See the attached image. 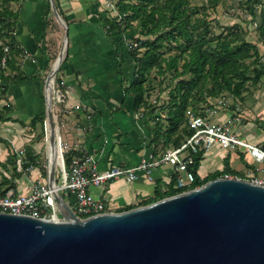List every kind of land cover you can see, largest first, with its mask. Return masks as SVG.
I'll return each mask as SVG.
<instances>
[{"label": "rangeland", "instance_id": "rangeland-1", "mask_svg": "<svg viewBox=\"0 0 264 264\" xmlns=\"http://www.w3.org/2000/svg\"><path fill=\"white\" fill-rule=\"evenodd\" d=\"M68 1L71 2H69L70 6L76 7L75 21H78L76 23L79 25L84 23L97 26L99 32L93 34L90 27L87 37L85 36L81 42L82 46L79 48L84 50L83 57L86 59V63L81 65L82 71L78 69L76 63H70V67L76 76L79 72L86 73L85 82L83 80H77V83L72 81V84H74L73 88H70L62 78L64 76L63 67L65 61L69 60L71 51L70 40L67 38L61 64H59L54 75L51 89V111L55 115L58 126V134L55 133L57 135V144L60 137L64 147L66 145L70 146L68 134L73 132L70 127L75 124L74 129H77V126H79V115H71V112H80L76 111L78 108L87 117H90L93 111H96L95 107H92L96 106L92 105L91 99L93 95L88 91L93 90L95 86L99 88L98 77L103 78L105 87H109L113 83L118 85L121 79L124 86H129L135 70L134 61L130 56L134 49L129 48V44L136 41L138 49L135 52L140 55L146 47L140 46L137 39L144 41L145 45H150V42L161 33L163 36L159 39L161 47L157 48L156 52L162 69L159 70L154 66L147 73L143 82L145 104L136 110L135 118L142 120L144 125L149 128L148 130L159 128V134L166 135L175 126V124L171 125L169 111L172 110L174 112V110H177L182 101V95L190 93L187 99L188 106L209 110L210 116L214 120L232 122V127L251 140L264 136V68L262 58L256 56L245 60L241 65L240 71L243 73L244 80L243 78L234 79L230 89H221L216 95L211 93V90L215 88L213 84L214 71L209 68L212 64V55L215 53V44L221 38H227L232 42H254L258 40L259 49L261 50L264 47V33H260L257 28L255 29L254 22H252L253 19L251 20V17H254L257 24L262 22L264 18V0H182L183 17L185 18L188 34L184 36L174 33L173 38L164 35V32L170 28L169 26L159 27L158 30H154L153 25H149V29H146L143 34L133 33L132 29L139 28V20L146 14L144 10H140L138 15L133 11L131 12L129 22L133 27L126 29L120 36L114 31H109L107 29V20L115 18L117 21H121L118 6L122 0H76V4H73L74 0ZM124 1L138 5L141 0ZM165 1L154 0L152 5H148L147 10H149L150 6L159 8ZM53 3L55 6H59L60 11L58 8L57 10L60 12L58 13L61 17L63 18L64 16L66 21H68L70 15L69 13L66 14L67 10L61 8L59 0H53ZM46 5L48 13L45 18L43 34H39L40 30L29 32L31 46L33 47L31 48L25 47L27 45L24 46L17 37L23 31L20 13L22 8L27 6V1L0 0V54L6 46L11 58L14 60L10 62L7 68H0V122L6 121L4 120L5 118L15 120H11V122H18V117L22 113L26 102L23 97L21 100L19 92L25 90L30 97L33 96L36 99L38 115L41 118L37 119L34 125H30V121L27 123L23 122V124L14 123L8 130L15 136H21L25 140V144L16 151H22L19 156H22L23 152L26 154L27 150L32 151L36 157V164L33 166L37 167L48 181L49 162L46 136L48 138L49 129L48 122H46V130L44 126L46 119L45 81L50 66L53 64L64 41L65 29L52 11L49 0H46L45 8ZM81 8H88L91 15L78 13V11L82 10ZM193 49L208 55L204 68L199 70L197 74L191 69L183 71L184 64L187 61L191 62L195 56ZM92 55L97 58L92 57ZM121 58L129 64L127 67L125 63H122L120 68L122 71L121 76L117 74L119 68H115L113 72L106 69L110 65V59H113L111 60L112 62L114 60L119 62ZM191 66L194 67L195 64ZM16 67L18 69L14 70ZM261 69L263 70L262 74L255 80V70ZM103 71L105 74L102 73ZM16 72H24V74L35 76L37 80L34 82H14L13 78ZM220 78L218 76V80ZM180 80L189 81L190 85L177 93L174 88ZM5 86L6 89H3ZM174 96L176 97V102L173 101ZM67 105L70 107H67ZM14 126L21 130H16ZM174 130L176 132L171 138L176 135L181 138L184 131L182 119ZM72 141L71 144H73ZM10 146L11 150L14 149L11 144ZM219 149L207 153L204 158L206 160L202 161L203 169H205L204 165L209 161H211L212 166L220 163L218 158ZM14 154V158L7 163L9 167L6 166L3 171L0 170V182H3L2 188L13 183L16 172L20 173V177H24L29 182L34 178L31 172H23V164L19 166L15 151ZM55 156L56 165H59V147ZM238 164L239 160L237 158L234 159L233 165L236 166ZM257 165L262 166V163ZM59 168L60 166H55V178L57 179ZM214 168L211 169L214 170ZM259 173L262 174V170Z\"/></svg>", "mask_w": 264, "mask_h": 264}, {"label": "water", "instance_id": "water-1", "mask_svg": "<svg viewBox=\"0 0 264 264\" xmlns=\"http://www.w3.org/2000/svg\"><path fill=\"white\" fill-rule=\"evenodd\" d=\"M64 27L54 81L66 48ZM47 144L56 146L58 126L45 96ZM57 128V132H56ZM48 183L55 185L49 163ZM59 218L47 220L0 212V264H264V186L215 177L198 187L127 210L79 218L53 191Z\"/></svg>", "mask_w": 264, "mask_h": 264}, {"label": "crops", "instance_id": "crops-1", "mask_svg": "<svg viewBox=\"0 0 264 264\" xmlns=\"http://www.w3.org/2000/svg\"><path fill=\"white\" fill-rule=\"evenodd\" d=\"M26 1L27 6H24L20 13L23 31L17 37L24 46L27 45L25 47L33 48L31 46L29 32H33V30H40L39 34H43L48 9L47 5L46 8L44 7L46 0ZM59 2L61 8L67 10L66 14L69 13L70 15L68 21H66L65 17L62 15V18L59 14V6H55L56 9L58 8L59 10H57V12H59L58 14L61 19L67 25L71 50L69 60L65 61L63 67L64 76H62V78L70 88H73L74 84H72V81L77 83V80H83L85 82L86 73L79 72L76 76L70 67V63H76L78 65V69H82L81 65L86 63V59L83 57L84 50L79 48L82 46L81 42L85 36L87 37L90 27L93 34H95V32H99V28L97 26H91L84 23H81L80 25L77 24L76 22L78 21H75V14H77L75 10L76 7L70 6L71 2L68 0H59ZM76 3L77 1L74 0L73 4ZM81 9L82 10L78 11V13L91 15L88 8ZM60 50L61 48L59 49L56 57L59 55ZM92 57L97 58L94 55H92ZM111 60L113 59L109 60L110 65H108L106 69L113 72L115 68H119L117 74L120 76L122 75V71L120 70L122 63H125L127 67L129 66L128 62L124 61L123 58H121L119 62L115 60L112 62ZM102 73L105 74L104 71ZM25 75L30 76L28 74ZM98 79L99 88L95 86L93 90L88 91L91 95H93V98L91 99L92 105L96 106L92 107H95L96 111H93L90 117H87L83 111L78 110V108L76 111L80 112H74L75 114L71 112V115H79V126H77V129H74L75 124L70 127L73 132L68 134V141H70L69 147H71L72 150L75 148V151H83L85 153L92 154L97 161L99 168H105L119 163L134 165L142 158L158 153V148H155L152 143H149V128L144 125L142 120L135 118L136 111L132 109L133 99L131 96L125 97L122 79L118 82V85L113 83L109 87H105V85H103L104 80L102 77L99 76ZM36 80L37 78L34 80H22L20 82H34ZM19 95L21 100L23 97V100L26 102L24 103L22 113L20 114L19 112L20 115L18 117V122L20 123V121H22L27 123L36 114H38V105L36 99H34L33 96L30 97L29 93L25 90L19 92ZM67 107L70 106L67 105ZM18 122H11V120H6L3 123L0 122V137L6 140V143L0 142V170L2 171L6 168V166L9 167L6 163L9 154L14 153V151L16 153L17 149L25 144V140L22 139L21 136L17 137L8 130L11 128V125ZM14 127L18 131L21 130L17 129L16 126ZM71 141L73 144H71ZM10 144L14 147V149L11 150ZM215 149L219 148L214 147L202 154L203 159L199 162L197 169L199 176L205 177L209 172L223 168V159L228 154L230 155L229 164L231 168L237 171L243 168L236 153L227 154L225 149L220 148L219 150L221 155L219 154L218 156L220 160V163L218 164L219 166H212L211 161H209L206 165H204L205 169H203L202 161L206 160L204 158L207 153ZM236 158L239 160V164L235 166L233 165V160ZM4 164L6 165L4 166ZM213 167H215L214 170H212ZM31 173L34 175V178L39 177L42 180H46L37 167H34ZM152 176L153 180H147L144 176L139 175L138 178L132 182H126L122 179H114L100 186H91L89 191L94 197L101 198L106 203L109 210L120 211L126 206H139L145 201H151L155 196L154 188L156 184L159 185L161 191L168 190L173 178L172 168L168 165L160 166L152 171ZM30 182L24 177L15 178V180L13 179L14 187H16L20 192H26Z\"/></svg>", "mask_w": 264, "mask_h": 264}, {"label": "built area", "instance_id": "built-area-1", "mask_svg": "<svg viewBox=\"0 0 264 264\" xmlns=\"http://www.w3.org/2000/svg\"><path fill=\"white\" fill-rule=\"evenodd\" d=\"M253 24L256 25L255 22ZM136 46V41L129 44V48ZM259 56L264 64V47ZM7 58L8 47L5 46L0 56L1 67H5ZM210 114L209 110L189 107L185 117L190 135L177 146L158 148V153L142 158L134 165L119 163L99 168L92 154L75 151V148L72 150L67 145L64 147L59 137L61 165L58 179H55L56 184L50 186L47 180L36 177L30 182L26 192H20L14 186L4 187L0 190V212L58 220L59 213L53 191H59L73 196L72 203H68L79 218L99 214L109 208L101 198L91 194V186H100L114 179L132 182L139 175L153 180L152 171L163 165L172 168L173 187L181 190L177 193L184 192L201 185L193 186L195 175L198 174L193 169L194 156L199 152L206 153L214 147L225 149L227 154L236 153L243 167L237 173L223 172L218 177L238 178L264 186V136L251 140L232 127V122L214 120ZM20 152H16L19 166L27 162L26 154L23 152L19 156ZM258 163H262V166H258ZM33 169V165L22 168L24 173L32 172ZM261 170L262 174L259 173Z\"/></svg>", "mask_w": 264, "mask_h": 264}, {"label": "trees", "instance_id": "trees-1", "mask_svg": "<svg viewBox=\"0 0 264 264\" xmlns=\"http://www.w3.org/2000/svg\"><path fill=\"white\" fill-rule=\"evenodd\" d=\"M154 0H141L138 5L130 4L128 2H125L124 0L119 2L118 10H119V17L121 21H117L115 18L111 20H107V29L109 31H114V33L118 34L120 36L124 31L128 28H132L133 26L129 22L130 14L133 11L136 15L140 12V10H144L146 12L145 16L142 17L139 20V28H133L132 32L139 34H143L146 29H149V25H153L154 30H158L159 27L169 26L170 28L164 32V35L173 38V34H180L187 36L188 31L185 26V18L184 15V8H183V2L182 0H166L162 6L159 8H156V6H150L149 10H147L148 5H152ZM252 22H255L256 25H254L255 29H259L260 33H264V18L260 24H257V22L254 20V17H251ZM162 33L159 34L156 38L153 39L152 42H150V45H145L144 41H139L140 46H145L146 49L142 52V54H138L135 52L138 47H132V52L130 53L131 58L134 61L135 64V70L133 72V79L129 86H123V91L126 96H131L133 99L132 102V109L138 110L142 105L145 104L144 102V93L145 88L143 85V82L145 80V77L147 73L155 66L159 70L162 69L161 62L157 58V48L161 47V43L159 39H161ZM259 41H238V42H232L231 40H228L227 38H221L217 41L215 44L214 50L215 53L212 55L211 58V67L214 71L213 76V84L215 88L211 90V93L213 95H216L221 89H230V86L234 79H240L244 76L241 71V65L244 63L245 60L251 58V57H259L260 49L258 47ZM263 43V42H262ZM138 44V43H137ZM142 44V45H141ZM264 44V43H263ZM2 50V49H1ZM193 52L195 53V56L193 57V60L187 61L184 64L183 71H187L188 69H191L194 73H199V70L203 69L205 66V62L207 60L208 55L203 54L199 50L193 49ZM2 54V51H1ZM0 54V56H1ZM14 61L9 52H8V58L5 67H1V69L7 68L9 66L10 62ZM192 64H195V66H191ZM189 67V68H188ZM264 68V64H263ZM18 67L14 68V70H17ZM244 70V69H243ZM263 70H255L254 79H258L260 75L262 74ZM2 76V74H1ZM218 76H220V80H218ZM14 82H20L22 80H34L36 79L35 76H27L23 72H16L14 76ZM189 81L180 80L178 82V85L174 88L177 93L180 92V90L184 89L186 86H189ZM6 89V86L3 88ZM190 96L189 94H183L182 95V101L179 104V108L177 110L169 111V118L171 119L172 124L174 125V128L177 126L178 122L182 119L183 120V129L182 137L180 138L179 135L174 136L172 135L176 132L174 128H171L168 133L165 134H159L160 130L159 128H156L155 130H149L150 132V141L149 143H152L155 148L164 149L169 146H177L179 145L188 135H190L191 131L187 128L186 125V110L191 107L193 109H196L198 107L196 106H188L187 99ZM173 101L176 102V97H173ZM183 113V116H182ZM41 118L40 115L36 114L31 120L30 125H34L36 120ZM4 120H13L11 118H5ZM175 120V121H174ZM15 121V120H13ZM21 124H23L22 121H20ZM0 142L6 143V140L0 137ZM168 145V146H167ZM203 153L199 152L196 154L195 157V164L193 165V169L197 170L199 162L203 159ZM15 154L10 153L6 163H9L13 158ZM26 157L27 162L23 163V167H27L28 165H35L36 164V157L33 155L32 151L27 150L26 151ZM230 155L228 154L223 159V169L215 170L213 172H210L205 177L200 179L198 174L195 175V180L193 183V186L197 184H203L204 182L213 179L215 177H218L223 172H231V173H237L238 171L231 168L229 164ZM6 164H4L5 166ZM21 176L20 173L16 172L15 178H19ZM14 178V179H15ZM3 183V182H2ZM2 183L0 182V190L2 189ZM9 186H14V183L8 184ZM174 183L171 182V185L168 190L161 191L159 188V185L156 184L154 188V198L151 201H145L140 205L148 204L150 202H153L155 200H158L160 198H163L165 196L176 194L177 192L181 190H177L173 187ZM4 186V187H9ZM63 198L69 202L70 204L73 201V196L70 193L64 194L61 193ZM134 206H126L122 210L130 209Z\"/></svg>", "mask_w": 264, "mask_h": 264}, {"label": "bare ground", "instance_id": "bare-ground-1", "mask_svg": "<svg viewBox=\"0 0 264 264\" xmlns=\"http://www.w3.org/2000/svg\"><path fill=\"white\" fill-rule=\"evenodd\" d=\"M63 43H65V41ZM61 60H62V57L60 58V62H61ZM58 61H59V55L56 57L53 64L51 65V67L48 71V74H50L51 72H53L56 69V67L58 65ZM53 82L50 81L49 79H46V81H45V96L48 98L51 95V89H52ZM48 129H49L48 130V138H49L50 131H51V127H50L49 123H48ZM56 140H57V137H56ZM58 147H59L58 144H56V146H53L50 142H48V144H47L48 162L51 164V166H54V167L61 165V158H60V164L59 165H56V162H55L56 161L55 160V157H56L55 154H56V150ZM59 150H60V148H59Z\"/></svg>", "mask_w": 264, "mask_h": 264}]
</instances>
